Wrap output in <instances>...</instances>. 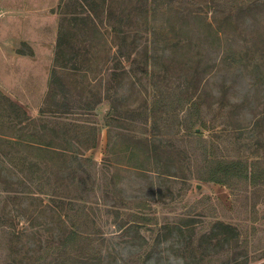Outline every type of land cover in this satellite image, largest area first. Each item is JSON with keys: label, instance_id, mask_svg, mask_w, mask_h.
Wrapping results in <instances>:
<instances>
[{"label": "rangeland", "instance_id": "374dc122", "mask_svg": "<svg viewBox=\"0 0 264 264\" xmlns=\"http://www.w3.org/2000/svg\"><path fill=\"white\" fill-rule=\"evenodd\" d=\"M101 2L62 0L54 10L92 12L90 5ZM107 2L97 50L84 43L82 32H70L75 48L67 59L75 61L56 67L59 94L52 106L61 138H79L83 144L76 142L74 151L93 160L78 162L90 176L76 172L78 179L49 182L37 174L32 182L25 173L24 184L13 186L18 193L10 198L5 189L12 184L1 182L0 264H77L71 250L83 244L107 259L101 264H155L156 257L163 258L160 264L169 258L193 263L208 249L218 253L208 252L203 264H264V11L244 13L264 0H155L142 12L129 11L123 25L120 13L129 3ZM121 38L126 47L119 51ZM51 62L2 66L0 75L9 84L16 67L19 77L31 70L40 76L28 74L7 93L28 109L37 126L23 130L27 123H20L1 97L0 142L44 143L36 127L52 119L39 113ZM199 63L207 68L202 81ZM108 92L114 100L129 98L112 121ZM71 105L74 111L61 115ZM129 106L144 109L132 113ZM68 122L76 124L75 131L65 126ZM66 129L70 136L61 134ZM132 137L175 150V176L159 175L146 154L132 147ZM48 140L57 149L66 146L57 135ZM4 147L1 142L2 153L9 150ZM25 152L41 167L45 155L51 157ZM54 162L55 171L63 172V163ZM6 164L12 167L9 160ZM159 168L169 169L163 163ZM217 223L238 232V244L221 253L218 241L208 237ZM75 231L88 233L81 235L88 240L60 242V234L71 239ZM152 251L157 254L149 263Z\"/></svg>", "mask_w": 264, "mask_h": 264}, {"label": "trees", "instance_id": "16d2710c", "mask_svg": "<svg viewBox=\"0 0 264 264\" xmlns=\"http://www.w3.org/2000/svg\"><path fill=\"white\" fill-rule=\"evenodd\" d=\"M212 3L214 4V0H211ZM125 4L129 3L128 5L124 6V8L122 9V13H120V24L123 25V22L130 17L129 15V11L132 14L133 12L137 14V11H141V9H144V5H146L147 7H150L151 4L155 3V0L150 2V0H129V1H125ZM107 0H102V2L100 4H91L90 8L92 12H82V13H64V14H60L61 16V22H60V29H59V38H58V42H57V47H56V64L57 66H61V68L63 67V65H68L65 64V62H68V60H71L72 62L75 61V58L71 56L70 59H66V56H68V54H71V51L74 50V42L72 43V41L70 42L68 40V37L71 33H74L76 30H79L80 32H82L83 36H84V43H90L89 47L90 49L93 50H97L98 49V45H99V40L98 38L101 37L102 34V30L100 28L103 27L102 29H104L105 27L104 25V19H105V15L106 13H108L107 10ZM61 6V5H60ZM136 7V8H135ZM253 11H264V2H257L254 5L250 6L249 8H247L244 13H250ZM128 12V13H127ZM111 15L113 12H111ZM133 13V14H134ZM115 16L117 15V13H114ZM243 21L247 19L246 18H242ZM229 20V19H228ZM99 22V23H98ZM71 25V29H69L67 26ZM120 36V34H118ZM122 36V35H121ZM122 41L120 44L123 45H118V50L122 51L123 48L126 47V40L124 38H121ZM106 41V40H105ZM108 42V41H106ZM125 42V43H124ZM90 51V50H89ZM88 51V52H89ZM146 55L148 57V53H149V49L148 47L145 49ZM71 55H74L71 54ZM123 55V54H121ZM64 58V59H63ZM154 58L153 56H150V59ZM63 59V60H62ZM149 58H147V61L150 60ZM114 61L119 62V64L121 65L122 61H120L119 56H114V58L112 59ZM64 61V64H62ZM66 67V66H65ZM197 68H199L201 70L200 73V77H201V81L204 80V77L207 73V68H204V70L201 68L200 63L198 64ZM78 70V68H76ZM58 73L57 71H54L53 77H52V88L50 89L49 95H48V101L50 102V105L52 102H55L59 93H57V86L59 84L58 81ZM109 93V92H108ZM63 95V94H61ZM65 95V94H64ZM2 97V99L7 100L12 107V110L15 111V115L17 118H22L21 122L22 124L27 123L26 127L23 128V130L26 129H35V126H37V121L33 120L28 114H26L20 107H18L14 102H12L11 100H9L8 98L4 97V96H0V98ZM107 100H111V111L109 113V120L108 121H112L113 117L116 116V114L119 115V107H125L124 104H126L127 102H129V98H122L121 96H119V98H117L116 100H114L112 98V96L108 95V99ZM53 105V104H52ZM128 105V103H127ZM96 107V106H95ZM95 107H89L88 110L90 111H94ZM130 108V106L128 107ZM68 111L65 113H62L61 115H70L73 111L74 108L71 106H67L66 108ZM77 109H82L80 107H78ZM132 113H137L138 111H142L144 109V107H140L137 109H132ZM83 110V109H82ZM128 110V109H127ZM45 112H43L44 114ZM55 113V112H54ZM48 115L52 116L51 118H45L47 120H42L40 125H38V130L39 128H41V132L43 134V138L44 139V143H40L37 144L34 140L33 142H10L9 140H2V146L4 147L6 145V147L9 150H5L2 153L0 151V183L4 181V185H6L7 183L12 184L9 185L10 188H6L5 189V193H7L10 198V194H17L18 190H16L15 188L13 189V186L15 187L17 184H24V179H26V176L29 175V177H27L28 179H30V181L35 182V175L39 174V175H44L45 179L48 180L49 182H51L53 180V178L57 179V178H62L65 180H75L78 179L76 178V172L77 174H83L85 176H90V172L86 169H84V166H82L81 164H79L78 162H80L81 159H87V161H90L92 163L93 160L86 158L84 156L77 155L74 151V145L77 142L78 144H83V142H81V140L79 138L73 137L69 135V129H66L63 131V133L66 136H70L68 138H61V136L58 134L59 133V129H57L58 127H61V123L59 122H54L55 119V114H53L52 112V108L48 109ZM49 116V117H50ZM121 117V116H120ZM41 120V119H40ZM110 124V123H108ZM65 126H69L71 127V132L75 131L76 128V124H73L72 122H68V124H66ZM82 126H80L79 128H81ZM35 131V130H34ZM54 134V135H53ZM86 134H89L86 133ZM57 135L58 137V141L63 143L64 148L61 149H57L53 142H50L48 139L51 136H55ZM55 139H53L54 141ZM111 141V139H110ZM132 141V147L136 150L141 149L147 156V158L151 161V163L158 167L157 170L159 171V175H164L167 174L171 177H174L175 174L173 173L172 169V163L174 162V155H175V150H172L170 147L168 148H161L160 146H157L156 143L151 142L148 139H144V138H137V137H132L131 138ZM0 142V143H1ZM96 147V144L90 148V149H94ZM5 148V147H4ZM24 149V150H23ZM89 149V150H90ZM25 150H38L42 153H46L48 155H50L51 157L46 156V163H45V167H41L37 162L33 161L31 156L27 155V151L25 152ZM2 153V154H1ZM9 160V165H11L12 167H8V165L6 164V161ZM54 161H58V162H62L63 163V172L60 171H55L54 166L56 165V163ZM163 161V162H162ZM161 163H163V165H165V167H169V169L167 168V170L165 172H163V170H161L159 167L161 165ZM54 164V165H53ZM26 173V176H25ZM64 174V175H63ZM88 178V177H87ZM4 179V180H2ZM217 183H223L221 180H214ZM15 184V185H14ZM4 185L3 188H4ZM4 192V190L2 191ZM6 197V196H5ZM156 196L154 195V198ZM1 198V196H0ZM76 208L78 207L76 204L74 205ZM81 207V211L84 209V206H80ZM24 215V213L22 214ZM74 223V222H73ZM79 229H81L80 227H77ZM177 232H180L181 234L183 233L181 230H178ZM88 235V233H79L77 231L73 232V238H66V235L60 234V236H64L62 238L63 244L67 245V243L69 242H73V244L75 243H79L81 242L82 239H86L88 240V236H85V238H82L84 236L81 235ZM212 235H209L208 237H210L211 240L213 241H218L219 246V251L220 253L223 252L222 249L223 248H228V250L231 249V247L233 245L238 244V232L236 230V228H234L231 225L228 224H224V223H217L214 225L213 230H212ZM61 238V237H58ZM160 241H158V245H160L163 241L161 239H159ZM165 242H168L170 244H172L173 246H175L176 240H169L168 238L165 240ZM164 242V243H165ZM176 243V244H175ZM62 244V243H61ZM89 246V245H88ZM75 248L72 247V254L73 257H76L77 261L74 263L77 264H101L104 261H106L107 259H103L101 256H99L98 254H94L92 252V250L90 248H88L86 246V244H83V247L81 250H79L78 248H76V246H74ZM91 250V251H90ZM224 250V249H223ZM208 252L211 255H214L215 253L217 254L218 251H207V254H204L202 256V258L200 259H195L192 261H194L193 263H188L186 261H184L183 259H168V264H181L183 261V264H203L208 257ZM157 252L156 251H152L151 254H149V257L147 258L146 261H148L149 263L151 262V260H153V256H156ZM156 263L155 264H160L163 261V258L161 257H156ZM147 262V263H148ZM36 264V263H34ZM152 264V262H151Z\"/></svg>", "mask_w": 264, "mask_h": 264}, {"label": "crops", "instance_id": "0c3cea01", "mask_svg": "<svg viewBox=\"0 0 264 264\" xmlns=\"http://www.w3.org/2000/svg\"><path fill=\"white\" fill-rule=\"evenodd\" d=\"M61 1L0 0V11L2 12L0 19V74L5 72V69L2 70V66L6 65L7 67L8 62H20L24 63L23 65H30L35 60L52 61L49 64L51 73L49 71V75H45L48 83L47 93L43 99V106L39 108V113L43 115V112H45V116L48 115V109L53 106V102L50 105L48 101V95L52 88L54 71H57L56 67H60L56 64V47L59 38L61 16L56 9L60 7ZM54 8L56 9L54 10ZM22 47L26 48L22 50ZM9 66L11 70L13 68L12 64ZM11 71L13 75L10 74V76L13 80L10 84L6 83L3 75L2 77L0 75V82L3 84L4 91L6 92L0 91V96L8 98L30 116L28 109L22 103L15 101L11 94L8 95L7 93L9 91L12 93L11 87L18 85L17 83H20L23 78L30 77L28 74L32 77L40 75L31 70L24 74L23 77H19L17 67ZM36 72L39 73V69Z\"/></svg>", "mask_w": 264, "mask_h": 264}, {"label": "built area", "instance_id": "2783aa9c", "mask_svg": "<svg viewBox=\"0 0 264 264\" xmlns=\"http://www.w3.org/2000/svg\"><path fill=\"white\" fill-rule=\"evenodd\" d=\"M1 17H2V12L0 11V19H1Z\"/></svg>", "mask_w": 264, "mask_h": 264}]
</instances>
